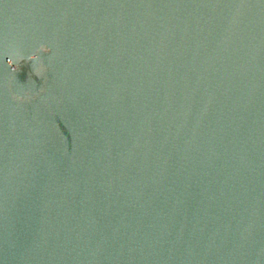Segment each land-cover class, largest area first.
Here are the masks:
<instances>
[{"label":"clouds","instance_id":"1","mask_svg":"<svg viewBox=\"0 0 264 264\" xmlns=\"http://www.w3.org/2000/svg\"><path fill=\"white\" fill-rule=\"evenodd\" d=\"M48 49L41 44L36 52H33L27 56L23 53L21 48L15 43H9L6 48L4 55L7 57L6 63L13 72L16 71L17 65L21 60H29L32 62V67L37 76H41L43 72V62L41 60L39 52H46ZM16 99H21L20 96H16Z\"/></svg>","mask_w":264,"mask_h":264}]
</instances>
